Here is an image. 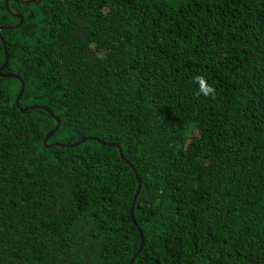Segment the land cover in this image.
<instances>
[{
  "label": "trees",
  "instance_id": "1",
  "mask_svg": "<svg viewBox=\"0 0 264 264\" xmlns=\"http://www.w3.org/2000/svg\"><path fill=\"white\" fill-rule=\"evenodd\" d=\"M5 54L0 264H264V0H0Z\"/></svg>",
  "mask_w": 264,
  "mask_h": 264
},
{
  "label": "water",
  "instance_id": "2",
  "mask_svg": "<svg viewBox=\"0 0 264 264\" xmlns=\"http://www.w3.org/2000/svg\"><path fill=\"white\" fill-rule=\"evenodd\" d=\"M29 1L34 2V0H29ZM6 6H7V3H6ZM7 59H8L7 54H5V61H4L3 65L0 67V69H2V68L5 66V64H6V62H7ZM4 76H7V77H14V78H15L14 75H4ZM23 87H24V85H23V82L21 81L20 92H19V94H18V96H17V98H16V103L19 101V99H20V97H21V95H22V93H23ZM58 125H59V122H58L57 126H56V127L50 132V133H53V132L57 129ZM48 135H49V134H48ZM89 139H90V138H89ZM85 140H86V139L80 140L79 142H77V143L74 144V145L80 144V143L84 142ZM116 147H117V146H116ZM117 148H119V147H117ZM119 152H120L121 157H123L122 152H121V151H119ZM137 180H138V190H137V192H136V194H135V197L138 195V191H139V189H140V187H141V182H140V180H139V179H137ZM133 207H134V201H133L132 206H131V218H132V220H134V218H133ZM141 239H142L141 241H142V244H143V238H142V235H141ZM142 244H141V246H140V248H139L137 254H139V252L141 251V249H142ZM137 254H136V255H137ZM135 257H136V256H134V257L132 258L130 264H133V263H134Z\"/></svg>",
  "mask_w": 264,
  "mask_h": 264
},
{
  "label": "clouds",
  "instance_id": "3",
  "mask_svg": "<svg viewBox=\"0 0 264 264\" xmlns=\"http://www.w3.org/2000/svg\"><path fill=\"white\" fill-rule=\"evenodd\" d=\"M199 82L201 84V91L203 92L204 95H209L212 92V89L210 86H205V81L203 78H198Z\"/></svg>",
  "mask_w": 264,
  "mask_h": 264
}]
</instances>
